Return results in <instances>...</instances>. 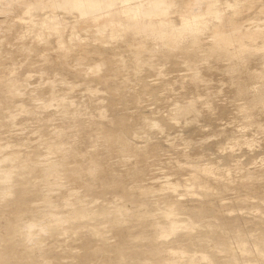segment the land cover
<instances>
[{
    "label": "bare ground",
    "instance_id": "bare-ground-1",
    "mask_svg": "<svg viewBox=\"0 0 264 264\" xmlns=\"http://www.w3.org/2000/svg\"><path fill=\"white\" fill-rule=\"evenodd\" d=\"M11 3L0 5V34L19 45L0 50V205H15L8 225L50 215L44 200L33 208L46 193L40 162L49 146L59 160L67 151L78 158L75 168L57 160L70 178L64 194L81 190L95 205L118 181L156 194L167 219L157 246L189 260L168 264H244L241 255L264 264V234L244 231L264 220V0ZM23 11L33 12V27ZM230 113L252 131L229 126ZM78 222L77 212L40 222L22 244L33 250L54 229L76 233Z\"/></svg>",
    "mask_w": 264,
    "mask_h": 264
},
{
    "label": "rangeland",
    "instance_id": "rangeland-1",
    "mask_svg": "<svg viewBox=\"0 0 264 264\" xmlns=\"http://www.w3.org/2000/svg\"><path fill=\"white\" fill-rule=\"evenodd\" d=\"M232 1L235 0H230V2ZM11 2L12 0H0V5L11 7ZM20 16L28 20V24L33 27V12L23 11ZM6 36L3 33L0 34V50L3 48L16 50L19 45L7 44L5 42V39L8 40ZM2 37L3 42H1ZM28 44L33 46V37L28 39ZM188 72V70H183L182 74ZM31 79L33 80V75ZM104 103L113 104L111 98H107ZM224 118L231 122L229 126H233L234 130L244 129L243 126H247L248 132L253 129V126L243 124V121L236 118L234 113H230ZM123 120L129 122L127 117ZM262 121H264V116H262ZM172 122L174 124L179 123L177 121ZM203 129L209 131L210 128L207 126ZM256 135L261 137L260 133ZM211 138L214 139L215 137L212 136ZM155 147L157 146L151 145L148 149H141L140 152L145 156L146 153L155 152ZM241 147L246 148V146ZM179 148H183V146L181 145ZM124 150L122 148L119 151ZM102 152L104 156L110 153L108 144L102 147ZM42 153L41 179L46 193L34 199L33 208L38 207L44 200L47 203L45 211L48 210L50 215L45 220L43 217H38L35 220L33 217L21 219L17 226L10 227L3 218L13 211L15 205H0V264H144L147 261L150 264H168L169 261L189 262L188 258H182L171 250L168 251L164 247L157 246L158 232L167 225V219L159 209L160 201L156 194L131 190L122 181H118L115 183V187H112L113 193L102 196L100 203L92 205L91 197L82 193L81 190L70 195L64 194V187L70 185V178L62 171L56 170V163L59 160L56 151L47 146V148L42 149ZM64 155L67 160H59L60 165L63 167L64 162H66L70 168H75L74 163L78 158H74L72 161L68 159L72 155L70 151ZM260 157H264V154ZM118 160L116 161L118 165H115V168L120 170L125 165L119 163ZM218 161L219 159H215L214 163L216 164ZM8 163L3 164L6 169H9ZM15 166L16 170L25 176L30 174L28 166L25 164L17 163ZM108 168L109 166L102 165L97 172L105 175L108 173ZM85 192L87 191L85 190ZM114 193L118 197L114 196ZM13 197L16 196L10 195L9 198ZM230 204L234 207L238 206L234 201ZM89 211H91L89 217H84L83 214ZM73 212L79 214L76 233L72 231L68 233L69 235L67 234L68 236L66 234L58 235L57 230L54 229L55 233L40 237L39 244L33 246V250L25 249L26 247L22 243L28 241L29 232H38L39 226L37 224L44 221L53 222L55 219H61L64 222V218L72 215ZM207 213H212V211L208 210ZM222 213H226V210L220 211L218 215L221 216ZM245 213L249 216H257L250 209H247ZM21 215L22 213L19 214V217ZM257 218L260 220V224L245 227L246 233L249 234L250 228L255 227L258 229L256 232L260 231L259 233L264 234V220L258 216ZM222 221L229 227H233L236 222L231 221L226 216L222 218ZM68 223L64 224L68 225ZM100 228L103 230L102 236L99 231ZM187 231L190 230L180 233L189 235L191 238L192 234ZM184 241L189 242V239ZM169 245L171 246L170 243ZM251 256L256 257L255 254ZM241 259L244 264H249L251 258L241 255ZM198 264H206V261L199 258Z\"/></svg>",
    "mask_w": 264,
    "mask_h": 264
}]
</instances>
